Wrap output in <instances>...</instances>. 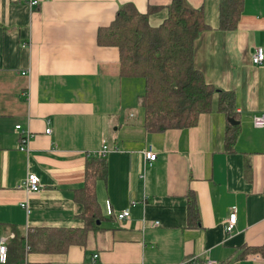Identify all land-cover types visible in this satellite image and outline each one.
Wrapping results in <instances>:
<instances>
[{"label": "crops", "instance_id": "crops-1", "mask_svg": "<svg viewBox=\"0 0 264 264\" xmlns=\"http://www.w3.org/2000/svg\"><path fill=\"white\" fill-rule=\"evenodd\" d=\"M31 1L0 0V239L8 236L9 248L22 237L24 246L9 264H183L195 256L264 264V253L251 250L264 247V127L253 122L264 114V63L252 61V51L264 49V0H244L234 30L220 28L221 0H187L203 9L207 25L194 43L195 67L217 89L235 93L239 130L231 151L219 92L196 124L149 130L145 81L124 76L118 48L98 43L99 28L121 7H157L149 21L158 26L172 0ZM22 131L33 134L27 151L19 149ZM104 143L101 214L91 226L74 196L89 155ZM149 151L155 160L146 158ZM31 173L40 178L38 192L18 187ZM190 191L200 210L195 226ZM232 206L238 222L228 234ZM126 209L130 216L119 219ZM40 228L87 230L83 243L45 252L28 245Z\"/></svg>", "mask_w": 264, "mask_h": 264}, {"label": "trees", "instance_id": "trees-1", "mask_svg": "<svg viewBox=\"0 0 264 264\" xmlns=\"http://www.w3.org/2000/svg\"><path fill=\"white\" fill-rule=\"evenodd\" d=\"M243 5L244 0L220 1L221 29L234 30L238 27ZM156 9L151 7L143 13L132 5H125L112 23L99 28L97 36L100 45L118 48L124 76L144 79L145 91L141 95V105L146 127L164 132L192 126L201 114L211 111L216 92H219V110L234 117L235 93L219 90L208 83L194 64V43L207 28L203 9L193 8L187 0H172L167 18L160 25L152 26L149 14ZM238 130V126L229 125L227 151L234 148ZM106 174L105 158L89 155L85 184L76 189L74 198L83 205L82 216L91 226L101 214L96 184ZM187 197L189 225L195 226L200 220L197 197L193 191ZM86 230L36 229L29 233L28 245L32 250L65 252L71 244L84 242ZM8 249L7 264L20 260L24 249L22 237L12 240ZM251 250L264 253V247Z\"/></svg>", "mask_w": 264, "mask_h": 264}, {"label": "built area", "instance_id": "built-area-1", "mask_svg": "<svg viewBox=\"0 0 264 264\" xmlns=\"http://www.w3.org/2000/svg\"><path fill=\"white\" fill-rule=\"evenodd\" d=\"M38 3V0L31 1V4L35 5ZM252 61L254 64L260 65L264 63V49L263 48H257L254 51H252ZM254 125L256 127H264V114L256 115L254 117ZM17 129L21 128V125H17ZM51 129H46V133H50ZM33 134L30 132L22 131L21 135V143L19 146V149L26 150L28 149L29 141L31 140ZM110 150L109 146L104 143L101 149L98 151V153H94V155L98 156L99 158H105L107 152ZM157 157V154L154 151H149L146 153V158L150 160H155ZM41 182L40 178L36 174H28L25 179H23L19 184L18 187L26 190V192H38L41 189ZM22 206L27 209L29 212L30 209L28 207V204L23 203ZM130 216V210L126 209L118 214L119 219H124ZM238 222V215H237V207L232 206L231 211L227 217V225L226 230L228 234L233 233V231L236 228ZM155 224H159V222H156ZM8 236H2L0 239V264H7L9 260V249H8ZM97 255H95V258ZM218 261L210 258H203L201 256H195L187 259L184 261L183 264H217ZM27 264V263H25ZM137 264H146L145 262L137 263Z\"/></svg>", "mask_w": 264, "mask_h": 264}, {"label": "water", "instance_id": "water-1", "mask_svg": "<svg viewBox=\"0 0 264 264\" xmlns=\"http://www.w3.org/2000/svg\"><path fill=\"white\" fill-rule=\"evenodd\" d=\"M229 121H230V123L233 124V125H236V124L239 123V121H237L234 117H230V118H229Z\"/></svg>", "mask_w": 264, "mask_h": 264}, {"label": "rangeland", "instance_id": "rangeland-1", "mask_svg": "<svg viewBox=\"0 0 264 264\" xmlns=\"http://www.w3.org/2000/svg\"><path fill=\"white\" fill-rule=\"evenodd\" d=\"M140 81H144L143 79H140Z\"/></svg>", "mask_w": 264, "mask_h": 264}]
</instances>
